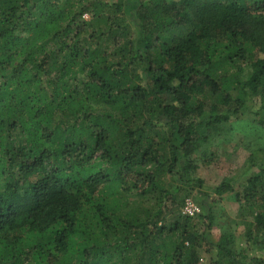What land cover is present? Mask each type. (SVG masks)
<instances>
[{
    "label": "trees",
    "instance_id": "trees-1",
    "mask_svg": "<svg viewBox=\"0 0 264 264\" xmlns=\"http://www.w3.org/2000/svg\"><path fill=\"white\" fill-rule=\"evenodd\" d=\"M255 98L264 124V0H0V264H264V164L243 247L167 219Z\"/></svg>",
    "mask_w": 264,
    "mask_h": 264
},
{
    "label": "rangeland",
    "instance_id": "rangeland-1",
    "mask_svg": "<svg viewBox=\"0 0 264 264\" xmlns=\"http://www.w3.org/2000/svg\"><path fill=\"white\" fill-rule=\"evenodd\" d=\"M107 1L115 3L118 0ZM258 108L259 101L255 98L252 114L231 120L223 126L219 135L216 133L210 142L201 148L200 153L194 155L193 165L197 170L192 173L191 179L201 181L202 185L193 182L183 185L176 202L183 205L187 199H192L199 206L205 202L209 205L212 220L209 221L205 217L206 212L203 208L202 213L192 220L199 229L203 231L207 229L208 239L211 242H218L222 231L226 229L234 235L238 247L244 246L242 221L245 213L241 211L236 195H241L248 180L256 175L259 166L264 164V124L261 123L262 117L253 114ZM255 151L262 152L256 159V167L251 166L250 163L251 153ZM225 182H231L234 191L223 195L217 194L215 189ZM170 185L177 187L178 183L171 180ZM135 197V195L130 196V198ZM180 212L182 214V209L175 213L172 211L167 218L168 221L172 222ZM200 258L199 264H209L211 259H215V253L211 251L207 254L202 251Z\"/></svg>",
    "mask_w": 264,
    "mask_h": 264
},
{
    "label": "built area",
    "instance_id": "built-area-1",
    "mask_svg": "<svg viewBox=\"0 0 264 264\" xmlns=\"http://www.w3.org/2000/svg\"><path fill=\"white\" fill-rule=\"evenodd\" d=\"M89 16L85 15L84 19H88ZM202 213L199 205H197L192 199H187L182 208V214L188 218L198 217Z\"/></svg>",
    "mask_w": 264,
    "mask_h": 264
}]
</instances>
